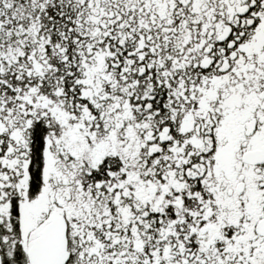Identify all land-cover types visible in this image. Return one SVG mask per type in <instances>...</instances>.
Segmentation results:
<instances>
[{
	"label": "snow or ice",
	"instance_id": "6c2138e0",
	"mask_svg": "<svg viewBox=\"0 0 264 264\" xmlns=\"http://www.w3.org/2000/svg\"><path fill=\"white\" fill-rule=\"evenodd\" d=\"M0 264H264V0H0Z\"/></svg>",
	"mask_w": 264,
	"mask_h": 264
}]
</instances>
